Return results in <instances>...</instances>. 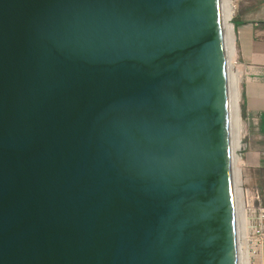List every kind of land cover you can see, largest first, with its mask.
Masks as SVG:
<instances>
[{"label": "water", "instance_id": "water-1", "mask_svg": "<svg viewBox=\"0 0 264 264\" xmlns=\"http://www.w3.org/2000/svg\"><path fill=\"white\" fill-rule=\"evenodd\" d=\"M225 0H0V264H240Z\"/></svg>", "mask_w": 264, "mask_h": 264}, {"label": "rangeland", "instance_id": "rangeland-1", "mask_svg": "<svg viewBox=\"0 0 264 264\" xmlns=\"http://www.w3.org/2000/svg\"><path fill=\"white\" fill-rule=\"evenodd\" d=\"M235 11L232 13L237 56L234 68L241 76L240 115L244 125L240 148L236 151L240 166V180L242 190L257 191L261 203L264 205V134L258 133V122L248 118L243 108V87L249 73L247 66L240 58L237 43L236 22L247 20L256 24L264 23V0H232ZM235 13V14H234ZM234 14V15H233Z\"/></svg>", "mask_w": 264, "mask_h": 264}, {"label": "crops", "instance_id": "crops-1", "mask_svg": "<svg viewBox=\"0 0 264 264\" xmlns=\"http://www.w3.org/2000/svg\"><path fill=\"white\" fill-rule=\"evenodd\" d=\"M235 24L240 58L248 65L247 69L249 71L243 87V108L248 118H253L258 122V133L263 135L264 23L259 25L254 22L239 19Z\"/></svg>", "mask_w": 264, "mask_h": 264}, {"label": "bare ground", "instance_id": "bare-ground-1", "mask_svg": "<svg viewBox=\"0 0 264 264\" xmlns=\"http://www.w3.org/2000/svg\"><path fill=\"white\" fill-rule=\"evenodd\" d=\"M235 11V7L230 0L224 1V23H225V33L228 41V45L232 54L233 66L236 56L235 47V35L233 24L231 23L232 13ZM234 83H235V98L231 108V114L228 119V137L230 146V156L232 161V172L234 177V182L236 186V209H237V219H238V239H239V254H240V264H250L249 254H248V244L246 240V212L242 203V189L240 180V164L239 159L236 155V151L240 148V141L242 138V132L244 130V125L240 115V102H241V76L240 72L233 67Z\"/></svg>", "mask_w": 264, "mask_h": 264}, {"label": "built area", "instance_id": "built-area-1", "mask_svg": "<svg viewBox=\"0 0 264 264\" xmlns=\"http://www.w3.org/2000/svg\"><path fill=\"white\" fill-rule=\"evenodd\" d=\"M242 203L247 220L246 240L249 262L264 264V205L257 191L247 189L242 190Z\"/></svg>", "mask_w": 264, "mask_h": 264}]
</instances>
